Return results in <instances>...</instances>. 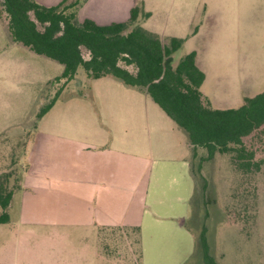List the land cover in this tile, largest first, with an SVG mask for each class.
<instances>
[{"label":"crops","instance_id":"obj_1","mask_svg":"<svg viewBox=\"0 0 264 264\" xmlns=\"http://www.w3.org/2000/svg\"><path fill=\"white\" fill-rule=\"evenodd\" d=\"M36 1L52 7L63 0ZM136 6L141 14L135 26L157 34L164 44L180 38L185 39L182 47L196 45L191 52L197 53V65L206 75L201 92L213 109H236L246 97L257 95L247 94L250 91L264 92V81L243 69L240 51L235 46L230 50V44L244 37V19L260 12L261 0H202L183 7V15L177 18L174 0H123L113 10L121 18L99 22L87 16L83 21L101 26L129 23ZM78 10L79 5L77 18ZM219 43L223 46L214 51ZM14 46L23 59L37 55L22 44ZM209 50L213 51L205 54ZM228 58L234 60L231 67L220 61ZM106 78L113 79L89 87L95 100L92 112L79 107L76 115H51L70 82L42 118L7 211L9 222L14 218L23 227L78 228L97 235L110 229L133 230L141 264H185L197 245L187 226L197 190L193 160L204 161L208 153L193 148L184 130L146 90L112 76L98 80ZM84 91L78 90L82 94L77 97L85 98Z\"/></svg>","mask_w":264,"mask_h":264},{"label":"rangeland","instance_id":"obj_2","mask_svg":"<svg viewBox=\"0 0 264 264\" xmlns=\"http://www.w3.org/2000/svg\"><path fill=\"white\" fill-rule=\"evenodd\" d=\"M78 1L76 20L79 24L87 16L98 18L99 22L121 18V14L113 10L123 0ZM174 1V18L183 15V7L202 2ZM261 6L254 18L244 19L247 23L242 28L244 37L230 44V50L235 46L240 51L245 72L252 71L253 79L264 81V0ZM77 9L78 6L69 12ZM104 12L107 15L100 17ZM6 24L7 15L3 0H0V172H11V186H14L20 182L29 144L45 116L38 118V114L62 86V82L54 78L61 75L63 66L39 55L31 60L23 59L15 51L16 44L8 36ZM133 28L135 23L129 25L128 31ZM39 29L42 30L40 25ZM195 46L188 44L178 50L172 56L171 65L177 66ZM215 46L214 51H217L223 45ZM210 51L213 50L205 54ZM82 54L89 59L87 49L82 48ZM213 61L206 60L208 64ZM220 61L229 67L234 64L231 58ZM109 79L113 78L92 79L83 68L79 69L75 80L64 89L56 112L51 115L58 116L62 112L76 115L79 107L92 112L95 100L89 89ZM84 89L86 97H77L82 94L77 91ZM260 90L247 94L263 92ZM247 148L256 150L257 161L264 160V130L248 138ZM260 165V169L252 167L238 171L229 155L193 160L197 190L191 202L193 216L187 226L196 235L197 245L189 264H206L200 243L203 230L208 253L217 264H264V162ZM0 264H141V261L136 231L110 229L99 231L97 235V232L78 228L35 229L23 227L13 218L7 224H0Z\"/></svg>","mask_w":264,"mask_h":264},{"label":"trees","instance_id":"obj_3","mask_svg":"<svg viewBox=\"0 0 264 264\" xmlns=\"http://www.w3.org/2000/svg\"><path fill=\"white\" fill-rule=\"evenodd\" d=\"M67 2L63 0L57 6L47 7L36 0H3L12 42L64 68L62 75L54 79L64 80L63 87L42 108L38 118L53 108L64 86L75 80L83 68L89 78L112 76L128 86L146 90L184 130L193 148L207 151L206 160L218 153L229 155L238 171L260 169L264 160L257 161V152L247 148V140L264 130V92L246 97L239 108L213 109L201 92L206 75L197 65V53L187 54L175 67L171 65L173 54L185 39L171 38L164 44L157 34L141 26L128 31L129 25L136 23L141 14L140 6L131 10L129 23L101 26L90 19L79 24L76 11L69 12L79 1ZM144 15L148 17L149 13ZM82 48L89 51V59L84 58ZM12 177L11 172L0 173V224L9 223L7 211L19 188L17 183L11 186ZM200 243L205 263L217 264L208 253L205 230Z\"/></svg>","mask_w":264,"mask_h":264}]
</instances>
